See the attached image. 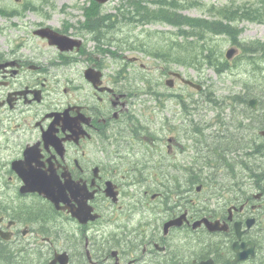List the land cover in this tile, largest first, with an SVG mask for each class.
Wrapping results in <instances>:
<instances>
[{
	"label": "flooded vegetation",
	"instance_id": "obj_1",
	"mask_svg": "<svg viewBox=\"0 0 264 264\" xmlns=\"http://www.w3.org/2000/svg\"><path fill=\"white\" fill-rule=\"evenodd\" d=\"M30 4L0 13V264H264V187L207 174L205 148L174 134L191 130L136 110L135 68L89 47L110 24L102 36L94 11L115 22L107 3L61 22L27 20Z\"/></svg>",
	"mask_w": 264,
	"mask_h": 264
},
{
	"label": "rangeland",
	"instance_id": "obj_2",
	"mask_svg": "<svg viewBox=\"0 0 264 264\" xmlns=\"http://www.w3.org/2000/svg\"><path fill=\"white\" fill-rule=\"evenodd\" d=\"M23 1L27 0H0V5L4 7H22ZM39 6L36 11L29 10L25 13L27 20L38 21L41 20V14L48 12L52 19L57 22L62 20H84L83 6L87 5L90 0H31ZM180 4H184L180 8L183 14H188L198 18H214L213 14L209 11L211 6L222 8L231 3H246L255 2L256 0H176ZM126 3V0H110L103 8L104 12L118 13V7ZM261 6V5H260ZM3 19L0 18V25L3 23ZM239 26L243 28L241 38L246 43L252 41L261 40L264 41V22L244 20L239 23ZM178 27L160 23H146V24H129L121 23L119 26L110 32L105 40H110L111 44H102V47L110 48L112 50H118L115 44H112L114 38L119 37L124 40L123 43L128 45L129 42L139 43L143 40L146 46H153L154 42L157 43L160 37L167 36V38H175ZM208 40L216 48V52L219 55L221 61H227L226 50L231 46V42L226 36H210ZM127 41V42H126ZM90 48H95L96 53L100 52L98 43L95 41L89 42ZM239 51L236 52V56L229 60L230 69L223 73H218L217 70L204 63L202 68L196 67H184L176 64H167L159 58L147 54L140 50H118L120 55L109 54L106 55V61L110 63H133L130 67L135 68L132 73V77L128 79L129 87L134 91H139L140 95L135 99V108L143 115L153 116L155 120H158V126H164V123L169 120L181 129H188L192 131V134H197L196 137L203 139L201 147L205 150L204 153L206 159L210 156L211 148L219 146V140L229 139L234 137L237 141L241 139L243 144L250 142V139L254 137L248 130H240L236 125L238 123L237 118H234L238 114L239 118L242 117L241 113L247 111L250 113V105L248 103L234 100V95L240 94L247 97H257L259 99V106H261L260 97L264 99V71L255 69L253 59L248 58L247 51H244L243 47L237 46ZM138 57L137 61H130L125 58ZM124 56V57H123ZM145 64L146 67L142 68L141 64ZM264 65V62L262 63ZM170 70L181 71L184 76L203 84L202 90H197L187 84H184L181 80L175 79V85L170 87L166 84V80L170 78ZM263 71V72H262ZM148 77L149 82L144 84L142 77ZM154 78L159 81L158 91L165 93V97L161 96L158 99L154 96L151 86L154 82ZM130 80V81H129ZM246 84V85H245ZM143 86V88H142ZM145 89V92H143ZM149 90L150 92H148ZM152 92V93H151ZM170 93L179 94L180 97L171 96ZM213 100H211L210 98ZM217 100V101H214ZM236 112V113H235ZM260 113H264L263 109L259 110ZM144 118V116H143ZM167 126V125H166ZM200 127L203 129L204 135L195 133L193 127ZM177 136V142L192 145L187 151L188 155L195 157L197 155L198 143L193 146L194 140L186 139L182 132L175 131ZM241 135V136H240ZM169 136L165 133V138ZM207 147V149H206ZM201 148V149H202ZM238 152V154H242ZM182 159L183 156H180ZM237 160L239 157L237 156ZM237 160H232L237 163ZM264 165V159L259 160ZM215 167H207V174H229V171L224 166V163L218 165L216 160L213 161ZM239 174L247 173L237 168ZM262 175H264L262 173ZM264 184V182H263Z\"/></svg>",
	"mask_w": 264,
	"mask_h": 264
},
{
	"label": "trees",
	"instance_id": "obj_3",
	"mask_svg": "<svg viewBox=\"0 0 264 264\" xmlns=\"http://www.w3.org/2000/svg\"><path fill=\"white\" fill-rule=\"evenodd\" d=\"M143 1L144 0H127L128 7L125 10L124 4L119 6V12L117 14L118 18L115 19V22L113 19L103 21L99 16V11H94L92 14H95L96 18L91 20L92 22L90 21V23L93 24L96 31L101 30L102 36L103 29L108 22L110 24L107 29V34L115 29L114 23H148L149 21H162L173 24L179 28L176 32L177 37L183 35L184 38H187H185L184 41H179L178 39L175 40L176 38H167L163 42H159L160 45L155 46V50H149L148 53L161 59L167 64L183 65L200 69L204 63H206L209 66L214 67L220 74L226 71V67H229V63L227 61L223 62L219 59L216 48L209 42L208 37H210V34L225 33L232 44L242 45L244 51H247L248 53V58L253 59L256 70L259 72L260 70L264 71V65L262 64L264 62V41L257 40L246 43L241 38L243 29L238 25H232L231 23L225 22L226 18L231 19V17L238 18L239 20L248 19L250 21L264 22V13L263 11H260L258 7L237 6L234 7L233 10L227 7L223 13H221V10H218L216 7H211L210 11L215 17L222 14L223 18L203 19L180 13L178 10L183 7V4H180L176 0H153L156 4L155 8H150L147 4L143 3ZM260 1L264 5V0ZM30 5L32 9L38 8L33 3ZM8 10V8L0 5L1 14L8 15L10 13ZM110 16H113V14H110ZM188 25L190 26V31L184 28V26ZM190 36L196 37V39H189ZM94 38L100 42L103 39L101 34H96ZM201 39H204L205 41L201 42ZM165 45H167V47H165ZM233 98L237 102L243 101L248 103L250 97L249 95L244 97L237 94L234 95ZM210 99L213 100L212 98ZM260 100L261 106L258 111L250 108V113L243 111L241 113V118H239L238 114L234 117L238 120L236 126L240 130H248L249 133H252V131L255 130L254 133H252L254 134V137L250 139V142L245 145L241 139L236 141L233 137L219 140V146H215L210 150L213 151V153H209L210 156H208L209 161L207 165L208 167H212L214 160L218 161L220 158L225 159V162L223 163L230 164V171L232 173H236V167L239 166V169L248 172L251 176H255L256 186L264 187V175L255 170L257 164L260 163L259 160L264 159V140L258 134V130L264 127V113L259 112L260 109L264 110V99L260 97ZM198 133L204 135L203 132ZM195 135L196 134H192L193 137ZM195 143H198V146H200V139H196ZM195 143H193V146L196 145ZM251 145L256 147V153L258 154H250L254 153L248 151V147ZM242 150V154H238V152H241ZM237 156L239 157L238 166L232 162V159H237ZM219 162L222 166V161L219 160ZM262 173L264 174V170Z\"/></svg>",
	"mask_w": 264,
	"mask_h": 264
},
{
	"label": "water",
	"instance_id": "obj_4",
	"mask_svg": "<svg viewBox=\"0 0 264 264\" xmlns=\"http://www.w3.org/2000/svg\"><path fill=\"white\" fill-rule=\"evenodd\" d=\"M97 1L103 3V2H106V1H108V0H97ZM37 32H38L40 35L44 36V37H49L51 43H58V44H60L62 47H64V44H65V42H66V38H67V37L58 34V33H57L54 29H52L51 27H46V28L39 29ZM235 53H236V49H235V48H231V49H229L228 52H227V57H228V58H232L233 55H234ZM176 75L182 77L181 73H178V72H177ZM182 79H183V81H184L185 83L190 84V85L196 87V88L199 89V90L202 89V85L195 83V82L192 81L191 79H188V78H185V77H182ZM168 83H169L170 85H173V84H174V80H173V79H170V80H168ZM249 104H250L254 109H257V108H258V100H257L256 98H252V99L249 101ZM260 134L264 137V129H262V130L260 131ZM47 185H48V188H47V190H46V191H48V192H46L47 197H48L49 199H51L53 202H56V197L54 196V191H55V190H54V189H50V186H51V185H54V184H52V183H47ZM49 192H50L51 194H50ZM205 221L208 223L209 228H210L211 230L219 229V225H218V223H216V222H211L209 219H206ZM209 262H210V261H209Z\"/></svg>",
	"mask_w": 264,
	"mask_h": 264
},
{
	"label": "bare ground",
	"instance_id": "obj_5",
	"mask_svg": "<svg viewBox=\"0 0 264 264\" xmlns=\"http://www.w3.org/2000/svg\"><path fill=\"white\" fill-rule=\"evenodd\" d=\"M245 97V96H244ZM248 151H250V152H254V153H250V154H258V153H256V147H254L253 145H251L250 147H248ZM256 172H259V173H261L262 174V172H263V170H264V165L263 164H261V163H258L257 164V167H256Z\"/></svg>",
	"mask_w": 264,
	"mask_h": 264
}]
</instances>
